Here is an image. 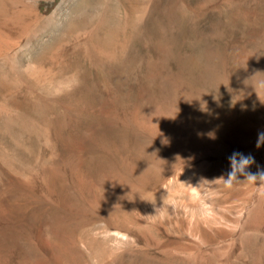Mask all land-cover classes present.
<instances>
[{"label":"rangeland","instance_id":"374dc122","mask_svg":"<svg viewBox=\"0 0 264 264\" xmlns=\"http://www.w3.org/2000/svg\"><path fill=\"white\" fill-rule=\"evenodd\" d=\"M261 82L264 0H0V264H264V218L201 244L179 211L173 236L194 256L134 223L158 199L145 169L154 145L165 171L188 153L226 175L228 157L251 150L264 171ZM252 130L251 143L212 152ZM185 168L179 184L205 187ZM232 195L204 200L232 219ZM129 228L135 243L121 247L111 229Z\"/></svg>","mask_w":264,"mask_h":264},{"label":"bare ground","instance_id":"6f19581e","mask_svg":"<svg viewBox=\"0 0 264 264\" xmlns=\"http://www.w3.org/2000/svg\"><path fill=\"white\" fill-rule=\"evenodd\" d=\"M224 122H225V120H224ZM159 124H157V125H159ZM180 127H182V126H180ZM168 129H170V128H168ZM220 129H222V128H220ZM160 130H161V128H160ZM234 130H235V128H234ZM254 130H252V132H251V134L249 136L244 137V138L241 137L242 135L239 136L238 134L237 135L233 134L234 132L232 131V134L230 133L229 135H227V137H225L226 140L223 141V143H219V144L217 143L218 145H216V147H213L214 150L212 148H210V149H212V152L213 151L214 152L219 151V153H220V150L221 151L223 150V152H224L226 150L238 148L239 145H241V144L243 145L244 143H248V142L251 143L252 141H254V138H255V136H254L255 134L254 135L252 134V133H254ZM178 132H179V129H178ZM227 133H228V131H227ZM160 134L161 133H159V135ZM198 139H199V137H198ZM197 144H199V143H197ZM148 150H149V148H148ZM255 151L254 150L248 151L247 152L248 154H246V156L250 155V156L253 157L254 155H258L257 153H255ZM161 152H162L161 144L154 145V147L152 146L151 150H149V152H148V154H149L148 155L149 156L148 162L145 165V169L147 170V172L150 173V174L154 173V177L157 180L156 184L153 187V194L154 193L156 194L154 196V199L156 198V196H158V199H156V201L153 202V203H150V204L148 203L149 204L148 206L143 207L142 209H140L139 212H138L137 221L134 222V223H136L138 229L146 230V232L149 233L148 235H151V237H153L155 244H157V245L160 244L161 245L165 241H167L165 239V241L163 242L162 240L164 238L161 239V240L160 239L158 240V238H156L154 236L155 230H157L158 232H160V231L163 232L164 231L170 237V240L167 241L168 243L167 242L164 243L165 245H167L170 248H173L175 250L179 249L180 253H181V250H185L187 255H191V256L203 255L202 251L200 250L201 248L197 249V247L194 246L195 243L193 245L190 242H188V243H184L183 242L182 244H180V241L176 237L173 236V233L175 234V232H176L175 229L177 227V223H175V216L177 214H179V211L182 212L181 213L182 214L181 220L183 219L182 222H184V224L181 225V226H183L185 230L189 231L188 232L189 235L195 237L196 240L200 239V243L201 244H209V243L213 242V241H211V239L209 240L205 234L210 235L211 237L208 236L209 238H212V236H214V235H217V236H219L221 238L225 237V236H229V237L230 236H237L238 233H241V232L243 233V232L254 231L261 225L262 220L264 218V216H263V212H264V194H263V189H262L263 186H261V184H260L261 182L257 181V183H251V182H249L247 180L244 181L245 177L243 175H238V179L240 181H243V182H234L233 186L231 188H226L224 185H222V183L220 181L215 180L216 178H218V177H220L222 175H216L215 174L216 176L215 175L214 176L210 175V176H212V177H210V176H208L206 170L202 169V165L206 162L207 157L201 158L198 161L199 163L195 164V162L192 163L193 161H191V157L187 158V154L188 153L186 154V157L182 156L181 160H179L178 157H177L178 161L176 163V167L175 168H173L170 171H165V169L163 168V166H165V165H158L157 164V158L158 157H155V156H157V154H161ZM243 154H245V153H243ZM162 155H164V154H162ZM215 156L217 157L218 155H215ZM192 160H193V158H192ZM220 160H222V159H220ZM218 161H219V159H218ZM254 161L255 162L252 165H250L246 169V171L251 172V173H257L258 171H260L261 166H260V163H259V159L257 157H255ZM215 162H213V165H214ZM221 163L222 162H220V164ZM216 165H218V164H216ZM171 166H172V164H171ZM183 167H188L187 169H189V168L192 169L194 167H198V170L196 171V174H195L196 175V181L199 184L202 183V185L205 186V187H201L202 189L201 188L199 189V188H197L196 185H193L191 183H188V185L179 184V182L183 178V174L180 173ZM214 167H215V165H214ZM222 167H224V166H222ZM179 169H181V170H179ZM204 169H207V168L205 167ZM215 169L217 170V168H215ZM219 169L220 168H218V170ZM224 170H226V169H224ZM184 173H186V172H184ZM223 176H226V175L224 174ZM142 178H144V177H142ZM178 190H181L182 193L187 196L185 199H182L180 201V203H178L174 199V192H176ZM191 190H195L197 195H199V193H201L200 196L202 197L203 200L194 203L192 201L193 199L188 197L189 196L188 194H189V192ZM223 191H227L228 193L233 194L232 196L235 198V200H237L236 208L233 211L235 215H234V217L232 219L221 218L219 216H216L214 213H210V208L207 205L208 202H206L207 200H204V195H206V194H211V195L214 194V196H218L221 193H223ZM115 196H116V194H115ZM210 202H211V199H210ZM196 213L200 216L199 218L195 215ZM263 225L264 224H262V226ZM132 226H131V228H132ZM200 227L204 229L203 232H197V230L200 229ZM131 228H129V230H127V232H123L121 230H113V229H111V232L114 235L115 239L118 240V238L115 235V233H123V234H127V235H129L131 237V235H132V233L130 232ZM142 232H144V231H142ZM146 232H145V234H146ZM177 236H179V235H177ZM242 238H243V236H242ZM245 240H246V238H245ZM242 241H244V240H242ZM175 253H177V252H175ZM182 255L184 256L183 253H182ZM220 255H221V253H220Z\"/></svg>","mask_w":264,"mask_h":264},{"label":"clouds","instance_id":"9594fccd","mask_svg":"<svg viewBox=\"0 0 264 264\" xmlns=\"http://www.w3.org/2000/svg\"><path fill=\"white\" fill-rule=\"evenodd\" d=\"M260 86L264 87V82H261ZM261 143H264V132L258 134L256 147L259 148ZM228 162L231 170L226 174V178L222 175L215 179L220 181L225 187L231 188L234 182H243L238 179V175H243L245 177L244 181L247 180L251 183H257V181L264 182V171H258L257 173L246 171L255 162L252 156H245L242 153L233 152L228 157ZM115 235L122 241L121 247L126 246L130 241L133 244L135 243L134 239L127 234L115 233Z\"/></svg>","mask_w":264,"mask_h":264}]
</instances>
